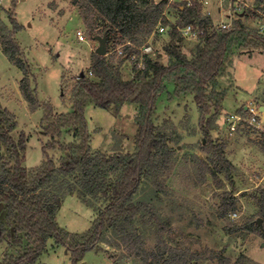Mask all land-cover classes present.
<instances>
[{"label": "trees", "instance_id": "trees-1", "mask_svg": "<svg viewBox=\"0 0 264 264\" xmlns=\"http://www.w3.org/2000/svg\"><path fill=\"white\" fill-rule=\"evenodd\" d=\"M74 4L89 36L93 40L106 38L107 54H92L89 73L79 75L72 88L71 112L56 114L51 103L39 101L31 65L20 45L12 34L2 38L4 54L23 74L20 90L31 111H44L41 123L50 141L43 147L42 163L26 167L28 137L22 132L16 139V116L0 103V241L7 245L0 264H37L51 239L68 249L71 264H79L87 252L98 250L109 237L145 263L203 264L207 258L204 254L170 246L165 237L171 221L163 218L156 204L137 198L146 182L156 196L165 193L161 177L171 168L175 154L171 135L155 124L157 103L169 85L174 86L171 99L193 95L206 139L202 149L210 155L205 168L221 187L219 175L224 174L233 188L221 200L220 216L235 212L239 203L234 192L235 166L227 158L225 143L212 138L227 95V89H219L220 79L237 51L264 50V33L241 18L229 27H215L210 18L202 16V5L194 0L190 5H177V23L165 14L170 0H74ZM12 22L16 33L21 26L14 19ZM159 25L168 29L170 41L164 47L168 61L164 64L160 54H145L144 67L140 68L132 56H142V49L149 46L146 43ZM188 25L203 32L197 36L191 57L183 50L180 30ZM127 62L136 71L129 80L122 73ZM127 103L139 108L134 151L113 155L94 152L85 116L87 106L118 110ZM66 132L72 134L73 141L61 140ZM51 151L61 153L58 164ZM67 195H77L97 213L88 231L71 233L59 225L57 216ZM249 197L264 220V187ZM140 221L156 240L153 255L144 247L145 239L137 226ZM230 229L257 232L264 238V226L254 219Z\"/></svg>", "mask_w": 264, "mask_h": 264}, {"label": "rangeland", "instance_id": "rangeland-1", "mask_svg": "<svg viewBox=\"0 0 264 264\" xmlns=\"http://www.w3.org/2000/svg\"><path fill=\"white\" fill-rule=\"evenodd\" d=\"M154 1L159 3L162 0ZM188 1L170 0L165 14L171 22H178L180 12L177 5ZM206 1L211 15H206L208 11L202 7V16L210 18L215 27L230 26L238 18L253 28L264 24L257 2L246 1L242 10L235 11L227 0ZM12 19L21 26L16 33L13 32ZM160 27L146 45L152 47L150 54L153 57L160 54L166 64L164 47L170 38L168 29L161 33ZM10 34L31 65L35 78L33 86L37 89L39 101L51 103L56 114L71 112L72 88L79 75L89 73L92 54L100 44L89 36L74 0H0V103L16 116L18 127L13 133L16 139L22 132L28 137L24 165L33 168L42 163L43 147L50 141V136L44 133L41 123L44 111H31L20 90L23 74L3 52L2 38ZM79 36H84L85 41H80ZM183 37V50L191 57L198 39ZM229 64L220 79L219 89H227V95L212 138L225 143L227 158L235 166L234 192L239 197L235 212L220 216L221 200L233 188L224 174L219 175L223 182L221 187L205 168L210 155L202 149L206 139L199 125L198 106L193 95L169 98L173 85H169L167 92L159 98L154 118L155 124L171 135L170 146L175 150L171 168L161 177L166 190L156 196L153 187L146 182L137 198L156 204L163 218L171 221L165 237L168 244L204 254L207 258L203 264H264V238L257 232H232L230 229L249 219L260 220L264 226L257 205L249 197L264 187V50H239ZM122 70L126 80L136 72L130 62ZM248 106L256 110L258 123L250 126L243 122L230 136L226 117L241 115L248 119L252 115L246 109ZM138 113L135 104L127 103L118 110L114 107L104 110L89 104L85 116L91 132L92 150L108 155L132 153L138 133L135 120ZM61 140L73 141L72 134L66 132ZM2 153L5 154L6 150L3 149ZM50 154L58 164L61 153L51 151ZM96 215L94 209L85 205L77 195H67L57 219L67 231L84 233L91 228ZM137 226L144 236L145 249L153 255L156 240L152 231L141 221ZM6 250V242L0 241V262ZM224 259L229 261L224 263ZM37 264H71L70 253L51 239ZM79 264L155 263L152 260L145 263L134 257L109 237L98 250L87 252Z\"/></svg>", "mask_w": 264, "mask_h": 264}, {"label": "built area", "instance_id": "built-area-1", "mask_svg": "<svg viewBox=\"0 0 264 264\" xmlns=\"http://www.w3.org/2000/svg\"><path fill=\"white\" fill-rule=\"evenodd\" d=\"M196 1V0H194ZM229 2V5H230V8H232V10L234 9L235 11L236 10H242V5H245L247 4L246 1H254V2H257L259 4V10H258V13L264 17V0H227ZM189 2V5L191 4V0L188 1ZM202 7L205 8V6L208 5V1H202V0H199L198 1ZM249 6V5H248ZM206 15H211V13L208 11L206 13ZM231 26V25H230ZM229 27V26H228ZM258 29L261 33H264V24H260V26ZM167 30V28L165 27H160L159 28V31L161 33L165 32ZM183 36L186 35V36H195L197 37L198 34H203L202 31H198L197 29L194 28L193 25H188L182 29H180ZM79 40L80 41H85V37L84 36H79ZM153 49L151 46H145L143 49H142V56L140 57H137L136 55H133L132 56V60L137 62L139 67L140 68H143L144 65H143V56L145 54H150L152 53ZM118 53L119 55H122L123 52L121 49H118ZM92 75V73H91ZM246 109H249L250 113L252 114L248 119L244 118L243 116L241 115H231V116H227L226 117V124H227V127H228V132H229V135L230 136H233L239 129L240 125L244 122V123H247L248 125L250 126H253V125H256L258 123V114L256 112V110L254 109V107H251V106H248Z\"/></svg>", "mask_w": 264, "mask_h": 264}, {"label": "water", "instance_id": "water-1", "mask_svg": "<svg viewBox=\"0 0 264 264\" xmlns=\"http://www.w3.org/2000/svg\"><path fill=\"white\" fill-rule=\"evenodd\" d=\"M96 40L99 42V47L96 50V53L98 55L104 56L107 54V40L106 38H102V37H97ZM85 74L83 73L82 76H84ZM263 109V108H262ZM258 224L261 225V222L259 220V222H257Z\"/></svg>", "mask_w": 264, "mask_h": 264}, {"label": "crops", "instance_id": "crops-1", "mask_svg": "<svg viewBox=\"0 0 264 264\" xmlns=\"http://www.w3.org/2000/svg\"><path fill=\"white\" fill-rule=\"evenodd\" d=\"M203 1H205V0H203ZM208 6V5H207ZM207 6H205V9L207 10ZM208 11V10H207Z\"/></svg>", "mask_w": 264, "mask_h": 264}]
</instances>
